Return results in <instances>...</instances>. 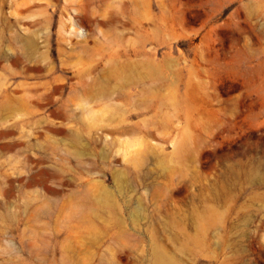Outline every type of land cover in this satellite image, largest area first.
I'll return each mask as SVG.
<instances>
[{
    "label": "rangeland",
    "instance_id": "obj_1",
    "mask_svg": "<svg viewBox=\"0 0 264 264\" xmlns=\"http://www.w3.org/2000/svg\"><path fill=\"white\" fill-rule=\"evenodd\" d=\"M0 264H264V0H0Z\"/></svg>",
    "mask_w": 264,
    "mask_h": 264
},
{
    "label": "bare ground",
    "instance_id": "obj_2",
    "mask_svg": "<svg viewBox=\"0 0 264 264\" xmlns=\"http://www.w3.org/2000/svg\"><path fill=\"white\" fill-rule=\"evenodd\" d=\"M160 259V258H159Z\"/></svg>",
    "mask_w": 264,
    "mask_h": 264
}]
</instances>
